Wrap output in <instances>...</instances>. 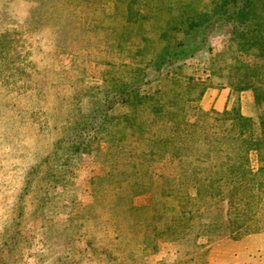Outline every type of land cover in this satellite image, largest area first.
<instances>
[{"label": "rangeland", "instance_id": "rangeland-1", "mask_svg": "<svg viewBox=\"0 0 264 264\" xmlns=\"http://www.w3.org/2000/svg\"><path fill=\"white\" fill-rule=\"evenodd\" d=\"M154 2L0 0V264H224L236 240L254 234L248 244L264 242V176L255 181L242 228L214 240L195 231L179 238L188 228L173 227V219L201 202L184 198L195 194V182L185 181V158L167 154L174 126L192 136L186 123L199 109L236 106L257 119L264 104H254L250 88L237 91L229 82L264 58L218 26L206 49L177 67L154 72L132 61L141 56L130 50L141 35L155 37L161 21L154 15L131 24L122 13L136 3L145 15ZM192 5L203 10L212 0ZM182 37L191 48L194 36ZM138 72L141 101L133 107L114 100L104 123L77 132L114 83H129ZM176 92L174 105L182 108L170 105ZM158 94L171 121L148 108ZM157 139L167 145L157 147ZM195 148L178 146L184 156L192 152L188 167L196 163ZM226 193L223 187L205 199L203 221L210 205L226 203Z\"/></svg>", "mask_w": 264, "mask_h": 264}, {"label": "trees", "instance_id": "trees-1", "mask_svg": "<svg viewBox=\"0 0 264 264\" xmlns=\"http://www.w3.org/2000/svg\"><path fill=\"white\" fill-rule=\"evenodd\" d=\"M149 1L146 0V3ZM153 1L154 4L145 15L136 3L129 5L127 11L122 13L131 24L140 18L149 19L154 15L155 21L158 18L161 21L160 25L155 26L153 23V28L155 26L154 30L157 31L155 37L141 35V40L137 41V44H141L137 45L136 50H130L141 56V59L132 57V61L149 66L154 72L167 66L177 67L194 51L206 49L212 30L218 26H227L232 39H238L240 48H253V51L256 50L264 58V0H212V5L203 10L192 5L193 0H179L174 4L175 7L171 6L170 0ZM139 28H142V24ZM186 34L194 36V44L191 48L184 46L182 36ZM144 54H147L145 59L142 57ZM140 68L139 71L143 74ZM263 68L264 62L255 63L240 72L241 78L237 80L238 83L229 82L237 91L250 88L253 91L255 105L264 104ZM177 72L169 75L172 82L177 81ZM141 73L132 76V81L129 83L122 80L114 83L112 87L114 91L106 93L102 98L103 102L94 105L77 132L104 123L103 112L114 100H125L133 107L141 101L144 96L139 93L143 80ZM174 95L175 100L170 105L182 108L183 103L174 105L180 100L178 92ZM161 96L152 95L148 108L153 110L157 118L171 121L172 111L168 110L170 105L163 107L160 102ZM173 98L174 96L170 99ZM197 117L196 121L186 123L187 127H192V136L186 130L181 131L178 126H174L175 143L179 140L181 143L177 145L173 143V139L168 141L171 147H167L169 148L167 154L178 160L185 158V167L188 169L185 171L186 183L195 182V194L193 196L184 194V198L188 202H191L190 200L201 202L193 209L185 207L174 219L172 217L173 227L178 225L182 229L188 228L177 235L181 239L187 233L195 231V235L201 234L214 240L224 235L229 236L247 223L246 211L250 197L254 194L255 181L258 177L264 176V112H259L255 119L243 115L236 106H232L221 111L199 109ZM207 118H212V121L208 122ZM198 120L204 123L197 133L194 130ZM162 143L167 145L165 140L157 139L156 146ZM178 146H186L189 149L196 147V163L188 167L190 163H187V156L192 152H184V156L177 150ZM252 162L255 165H252ZM205 170L211 173L203 176L202 172ZM191 172L196 175L190 177ZM223 187L228 191L226 203L221 202L223 200L220 199L215 205H210L205 215L206 219L203 221L201 217L206 208L205 199L216 198V194L222 192ZM199 209L201 212H197ZM228 214H232V217H228ZM197 216L203 222H200ZM172 230L175 232L174 229Z\"/></svg>", "mask_w": 264, "mask_h": 264}, {"label": "crops", "instance_id": "crops-1", "mask_svg": "<svg viewBox=\"0 0 264 264\" xmlns=\"http://www.w3.org/2000/svg\"><path fill=\"white\" fill-rule=\"evenodd\" d=\"M255 237L258 236L248 234L242 240H236L237 243L233 248H227L229 260L224 264H264V242L261 240L260 244H248L252 242L251 238Z\"/></svg>", "mask_w": 264, "mask_h": 264}]
</instances>
